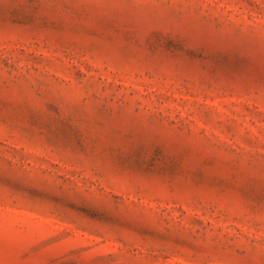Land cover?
<instances>
[{"label": "rangeland", "instance_id": "374dc122", "mask_svg": "<svg viewBox=\"0 0 264 264\" xmlns=\"http://www.w3.org/2000/svg\"><path fill=\"white\" fill-rule=\"evenodd\" d=\"M0 264H264V0H0Z\"/></svg>", "mask_w": 264, "mask_h": 264}]
</instances>
